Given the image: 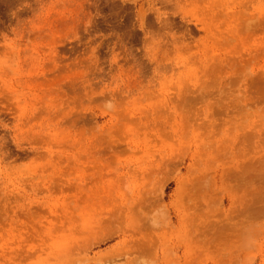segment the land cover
<instances>
[{
    "label": "rangeland",
    "instance_id": "obj_1",
    "mask_svg": "<svg viewBox=\"0 0 264 264\" xmlns=\"http://www.w3.org/2000/svg\"><path fill=\"white\" fill-rule=\"evenodd\" d=\"M0 264H264V0H0Z\"/></svg>",
    "mask_w": 264,
    "mask_h": 264
}]
</instances>
